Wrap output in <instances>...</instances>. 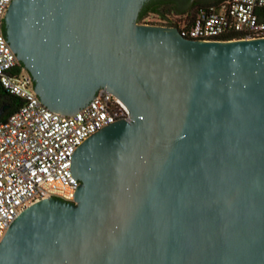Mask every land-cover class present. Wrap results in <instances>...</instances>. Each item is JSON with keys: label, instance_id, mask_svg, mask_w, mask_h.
Here are the masks:
<instances>
[{"label": "water", "instance_id": "1", "mask_svg": "<svg viewBox=\"0 0 264 264\" xmlns=\"http://www.w3.org/2000/svg\"><path fill=\"white\" fill-rule=\"evenodd\" d=\"M213 1H11L4 40L39 102L71 117L105 89L129 121L72 153L74 203L21 212L0 264H264V39L136 23Z\"/></svg>", "mask_w": 264, "mask_h": 264}, {"label": "built area", "instance_id": "2", "mask_svg": "<svg viewBox=\"0 0 264 264\" xmlns=\"http://www.w3.org/2000/svg\"><path fill=\"white\" fill-rule=\"evenodd\" d=\"M13 0H0V89L18 106L0 121V240L17 216L48 198L74 203L79 183L70 173L72 153L84 140L117 121H129L126 107L105 89L74 116L49 112L4 40L5 12ZM138 25L173 28L200 42L264 39V0H222L193 16L147 14Z\"/></svg>", "mask_w": 264, "mask_h": 264}, {"label": "trees", "instance_id": "3", "mask_svg": "<svg viewBox=\"0 0 264 264\" xmlns=\"http://www.w3.org/2000/svg\"><path fill=\"white\" fill-rule=\"evenodd\" d=\"M222 0H215L213 2L210 3H205V4H201L198 5L197 7H195L194 9L185 12V13H181V12H177L175 11L168 3L165 4H156V5H152L143 16H141L137 21H139L141 18H143L145 15L147 14H155L159 17H165L167 14L169 13H179V14H188L190 16H193L195 13H197L200 10L206 9L210 6H217V4H219ZM2 31H3V26H2ZM238 36H229L227 38H225L226 41H230L233 39H237ZM20 68H23L22 64L19 63ZM18 99L14 96H11L7 93H5L3 90L0 89V107L4 106L5 107V111L3 113V115L0 117V121L4 120L12 111H14V109L18 106Z\"/></svg>", "mask_w": 264, "mask_h": 264}, {"label": "flooded vegetation", "instance_id": "4", "mask_svg": "<svg viewBox=\"0 0 264 264\" xmlns=\"http://www.w3.org/2000/svg\"><path fill=\"white\" fill-rule=\"evenodd\" d=\"M175 11H176V5H174L173 3H168ZM201 5V4H200ZM198 5H195V6H192V7H189L188 9H186L185 11H182L183 13H185V12H188V11H190V10H192V9H194L195 7H197ZM181 12V13H182ZM26 71V70H25ZM4 111H5V109H4Z\"/></svg>", "mask_w": 264, "mask_h": 264}, {"label": "rangeland", "instance_id": "5", "mask_svg": "<svg viewBox=\"0 0 264 264\" xmlns=\"http://www.w3.org/2000/svg\"><path fill=\"white\" fill-rule=\"evenodd\" d=\"M62 201V200H61ZM63 202H65V201H63Z\"/></svg>", "mask_w": 264, "mask_h": 264}]
</instances>
